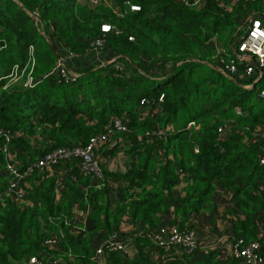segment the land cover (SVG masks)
Masks as SVG:
<instances>
[{"label":"trees","instance_id":"16d2710c","mask_svg":"<svg viewBox=\"0 0 264 264\" xmlns=\"http://www.w3.org/2000/svg\"><path fill=\"white\" fill-rule=\"evenodd\" d=\"M263 6L264 0H0V131L12 135L7 153L0 150V192L12 178L8 163L22 170L55 149L82 146L115 119L127 127L95 151L116 156L122 149L124 170L96 156L103 175L96 179L80 168V158H62L22 179L23 201L0 199V264H237L219 247L166 249L151 235L165 224L193 230L196 215L218 209L214 194L222 188L235 207L228 219L234 236L259 238L264 141L253 133L264 128V75L246 76L238 65L229 76L220 62L232 56L246 14L260 17ZM97 39L117 65L82 64ZM59 46L81 65L73 79L56 69ZM125 217L132 230L120 233ZM113 234L126 252L104 245L95 257L96 245Z\"/></svg>","mask_w":264,"mask_h":264},{"label":"built area","instance_id":"2783aa9c","mask_svg":"<svg viewBox=\"0 0 264 264\" xmlns=\"http://www.w3.org/2000/svg\"><path fill=\"white\" fill-rule=\"evenodd\" d=\"M90 1L92 3L97 2V0ZM131 9L138 8L132 6ZM262 13L264 14V6ZM101 30L108 31L109 26L102 25ZM244 33L245 36L241 39V41L232 47V56L229 60L226 62L221 60L220 71L230 76L236 73L238 71L237 66L241 65L243 67L242 72L246 76L252 75L255 73V70L258 71V75H264V28L262 27L260 20L257 18L253 19L250 26L246 23ZM131 38L132 37H129V39ZM102 45L103 40L97 39L95 42L91 43L90 52L101 49ZM29 51L32 53V47L29 48ZM31 63L33 64V59H31ZM56 69L65 80L73 79L77 76V73L67 70L65 63L61 58L56 64ZM18 76L17 67L15 66L10 74V77L11 79L16 80ZM30 83L31 76L29 72L27 84ZM260 95H264V89L260 91ZM161 98L162 96H160V99ZM143 101L144 99H141V103H143ZM236 112H241L238 107L236 108ZM190 124L192 123H189L188 125ZM225 125L227 129H230V122ZM224 127H220L218 131L222 133L223 130H225ZM117 131H127V127L120 119H115L112 122V125L106 130L89 137L88 141L84 145L67 149H55L44 154L37 162L28 164L22 170L14 163H8L7 169L12 178L8 187L0 192V199L5 196H10L16 202L23 201L25 199V190L22 186V179L26 177L34 168H43L48 164L57 163L58 160L62 158H80L81 163L79 166L84 172L91 174L96 179H103L102 168L99 160L95 156V151L101 143L106 141L114 134V132ZM157 133H159V131ZM0 136L4 139V143L0 145V150L6 154L10 148L9 142L12 135L9 132L0 131ZM259 138L264 141V128L258 129L253 133V139ZM258 159L260 165L264 168V155L260 156ZM256 225L258 226L259 235L257 240L245 241L243 237L233 236L229 241L230 250L228 255L236 261L237 264H264V257L261 253V247L264 243V220L256 219ZM151 237L156 244L164 246L166 249H168L170 245L179 244L187 250H192L198 245L194 230L191 229L183 231L174 224L162 225L151 235ZM44 242L53 247L58 246L55 238H47ZM104 245H107L112 249L121 250L124 253L126 252V244L113 234L109 238L101 241L94 249L95 257H102ZM29 262L35 263L36 258L32 256Z\"/></svg>","mask_w":264,"mask_h":264},{"label":"crops","instance_id":"0c3cea01","mask_svg":"<svg viewBox=\"0 0 264 264\" xmlns=\"http://www.w3.org/2000/svg\"><path fill=\"white\" fill-rule=\"evenodd\" d=\"M251 17H255L253 15H250V12L246 14V18H244L242 25L240 26L244 32V27L246 23H249V19ZM260 17H264V14L262 13ZM255 17L260 20L262 27L264 28V18ZM242 33L240 34V36ZM60 51V58L63 60V62L66 65L67 70L70 72H75V70L78 68L79 61L71 56V54L63 47H58ZM107 51H104L103 49H98L94 51L93 53L87 55L84 59H82L83 63L86 62H92L95 63L100 61V64H103L107 57ZM90 59V60H89ZM264 89V82L262 83V88ZM115 144L114 137H111L109 139V146L113 147ZM123 150L119 149L116 156L106 155L102 156L100 154H96L97 158L101 160V163L111 169V170H124L126 164H125V158L123 157ZM178 193V190L174 191V195ZM214 199L216 203L218 204V209L215 211H209L204 212L196 215L193 219V230L195 232V236L198 241L197 247H195V251H202L206 248H216L219 247L222 252H224L225 255L229 254V241L231 237L234 236V232L232 228L230 227V223L228 222L231 218V210H235V207L233 206L232 201L229 198V195L225 189H218V191L214 194ZM80 221L87 222L85 217H80ZM229 219V220H228ZM132 230V226L129 222V217H125L122 221L118 231L121 232H130ZM99 242V239H97L96 243ZM98 245V244H97ZM96 245V247H97ZM95 247V248H96ZM134 246L131 241H128V251H130L129 254L134 255ZM158 251H152V254L156 255L158 257ZM261 253L264 257V248L261 247ZM130 256V255H129Z\"/></svg>","mask_w":264,"mask_h":264},{"label":"water","instance_id":"95a60500","mask_svg":"<svg viewBox=\"0 0 264 264\" xmlns=\"http://www.w3.org/2000/svg\"><path fill=\"white\" fill-rule=\"evenodd\" d=\"M260 18L263 19L264 17H260ZM253 19H255V17H251V19H250V21H249V23H248L249 26L251 25V22H252ZM244 36H245V33H243L241 37H239L238 39H236L235 43H238L239 41H241V39H242ZM233 46H234V44L231 45V48H230V49H232ZM252 85H254V83H253Z\"/></svg>","mask_w":264,"mask_h":264},{"label":"rangeland","instance_id":"374dc122","mask_svg":"<svg viewBox=\"0 0 264 264\" xmlns=\"http://www.w3.org/2000/svg\"><path fill=\"white\" fill-rule=\"evenodd\" d=\"M242 34H243V32H242ZM113 57H114V56H112V57L107 56L106 59H105V61L103 62V64L106 63V62L108 63V62H110V61H111V62H112V61L114 62V60H116V58H113ZM100 63H101V62L98 61V64H100ZM114 64L117 65V63H115V62H114ZM95 156H96V154H95ZM76 229H78V227H77ZM76 229H75V230H76Z\"/></svg>","mask_w":264,"mask_h":264},{"label":"clouds","instance_id":"9594fccd","mask_svg":"<svg viewBox=\"0 0 264 264\" xmlns=\"http://www.w3.org/2000/svg\"><path fill=\"white\" fill-rule=\"evenodd\" d=\"M243 33H244V32H243ZM241 36H242V35H241ZM241 36H240V37H241ZM231 50H232V49H231ZM118 65H119V64H118Z\"/></svg>","mask_w":264,"mask_h":264}]
</instances>
